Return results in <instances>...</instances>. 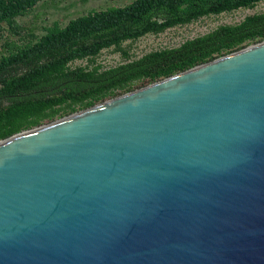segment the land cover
Listing matches in <instances>:
<instances>
[{"label":"water","instance_id":"95a60500","mask_svg":"<svg viewBox=\"0 0 264 264\" xmlns=\"http://www.w3.org/2000/svg\"><path fill=\"white\" fill-rule=\"evenodd\" d=\"M0 264H264V41L1 140Z\"/></svg>","mask_w":264,"mask_h":264},{"label":"trees","instance_id":"16d2710c","mask_svg":"<svg viewBox=\"0 0 264 264\" xmlns=\"http://www.w3.org/2000/svg\"><path fill=\"white\" fill-rule=\"evenodd\" d=\"M43 0H0V141L52 123L198 65L264 41V14L152 51L107 69L93 65L104 49L202 17L252 8L262 0H133L90 11L38 37L19 24ZM86 60L91 68L70 66Z\"/></svg>","mask_w":264,"mask_h":264},{"label":"rangeland","instance_id":"374dc122","mask_svg":"<svg viewBox=\"0 0 264 264\" xmlns=\"http://www.w3.org/2000/svg\"><path fill=\"white\" fill-rule=\"evenodd\" d=\"M132 1L133 0H43L24 17L18 18L17 21L26 29L31 30L36 36L40 37L50 28L54 26L64 27L70 20L85 15L90 11H100L110 7H122ZM254 14H264V0L258 2L252 8H243L231 13H221L219 15L202 17L192 23L175 26L158 35L147 34L134 42L126 41L121 45V49L125 50L130 56L127 60L123 58L120 51H116L113 47L104 49L95 59L93 65H100L102 69L116 67L125 61L137 59L155 50L177 47L184 41L206 35L219 26L238 24L245 17ZM2 43L3 40L0 39V50L2 49ZM93 65H90L86 60H77L71 64V67L89 66V68H91ZM144 87L146 86L139 87L133 91Z\"/></svg>","mask_w":264,"mask_h":264},{"label":"built area","instance_id":"2783aa9c","mask_svg":"<svg viewBox=\"0 0 264 264\" xmlns=\"http://www.w3.org/2000/svg\"><path fill=\"white\" fill-rule=\"evenodd\" d=\"M186 25V24H185ZM179 26H182V25H179ZM173 28V27H172ZM169 29H171V28H169ZM168 30V29H167ZM166 31V30H165ZM156 35H158V34H156ZM195 38V37H194ZM193 39V38H192ZM189 40H191V39H189ZM185 42V41H184ZM183 42V43H184ZM181 45V44H180ZM179 45V46H180ZM178 47V46H177ZM174 48H176V47H174ZM163 49H166V48H163ZM163 49H160V50H163ZM155 51H159V50H155ZM150 53V52H149ZM140 58V57H139ZM138 59V58H137ZM133 60V59H132ZM128 61H130V60H128ZM72 64V63H71ZM71 64H70V66H71ZM72 68H74V67H72Z\"/></svg>","mask_w":264,"mask_h":264}]
</instances>
